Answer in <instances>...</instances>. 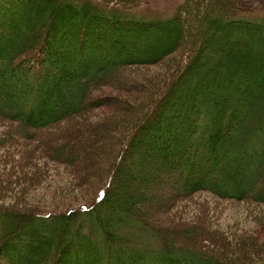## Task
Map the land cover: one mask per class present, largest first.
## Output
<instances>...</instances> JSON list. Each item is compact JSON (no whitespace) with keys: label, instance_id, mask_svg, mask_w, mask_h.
<instances>
[{"label":"trees","instance_id":"16d2710c","mask_svg":"<svg viewBox=\"0 0 264 264\" xmlns=\"http://www.w3.org/2000/svg\"><path fill=\"white\" fill-rule=\"evenodd\" d=\"M134 1L142 0H0V124L7 125L0 139V188L18 177L4 175L8 166L23 167L24 180L36 181L38 177L27 173L35 155L72 163V153L80 147L69 140L57 142L55 127L85 113L87 96L106 75L114 80L130 68L162 61L181 44V33L191 41L185 58L150 94L147 107L125 127L113 123L112 128L125 130L124 142L90 202L43 208L0 201V264L247 263L241 248L230 257L206 246L213 238L200 226L157 227L141 213L138 202L124 205L131 185L119 180L121 186L115 189L113 183L122 165H137L136 179L144 177L137 173L142 161L129 157L136 153L129 145L141 132H152L153 140L139 150L142 155L161 149L162 164L186 175L182 180L188 191L177 187L170 208L205 193L234 203L264 204V13L235 0H189L181 16L163 23L151 20L164 24L156 32L148 21L133 22L129 14ZM50 37L54 47L39 48ZM140 39L145 46L137 45ZM244 57L250 58L247 64ZM22 75L32 84H24ZM169 101L170 119L182 111L193 118L200 115L198 123L185 117V123L177 121L174 140L179 144L173 148L156 118ZM199 101L204 104L202 114L196 110ZM185 133L193 143L191 161L180 157ZM92 143L81 147L89 150Z\"/></svg>","mask_w":264,"mask_h":264},{"label":"rangeland","instance_id":"374dc122","mask_svg":"<svg viewBox=\"0 0 264 264\" xmlns=\"http://www.w3.org/2000/svg\"><path fill=\"white\" fill-rule=\"evenodd\" d=\"M188 2L189 0L134 1L130 4L133 11L130 12L129 16L135 17L134 23H146L148 21L149 29L158 32L164 24L152 23L151 20L161 19L163 21H159V23H163L167 17L181 16L182 9ZM235 2L244 4L243 7L254 8L264 13V0H235ZM187 17L186 14L183 15V26L186 32L189 31L190 27ZM59 24V22L55 24L56 29ZM223 29L227 32V28ZM180 40L181 44L162 61L153 65L130 68V72L124 73L122 76L119 75L114 80L111 79V75H106L103 81L98 82L87 96L85 113L55 127V130L60 134H58L59 137L55 138L57 142L63 144L62 141L69 140L68 142H73L76 148L80 147L77 149V155L72 153V163L62 165L52 162L50 156L47 158L41 154L35 155L31 159V165L27 164V173L29 175L31 173L33 177H38L33 183L24 180L23 167L20 166L19 169L15 166H8L11 169L10 172H8V168H4V175L17 174L16 177H18L12 176L13 181L8 187H6L7 185L1 186L0 192L4 193L2 197L0 196V201L7 204L20 203L27 207L43 208L75 207L90 202L97 190L103 185L108 170L112 168L115 156L124 142L122 138L125 136V130L122 127L112 128L113 123L115 122V125L124 124L123 127H125V123L132 121L147 107L146 101L149 100L150 94L155 91L162 78H166L177 68L180 61L185 58L184 54H187V49H190L191 41L187 34L183 33L182 35L181 33ZM56 41L59 42V39ZM55 43L50 37L39 48ZM215 43H221L220 39H216ZM137 45L145 46L143 39H140ZM237 58L235 59L237 60ZM235 59L232 58V60ZM242 60L247 64L250 58L244 57ZM259 63L256 66H260ZM252 70L250 69V71ZM255 71L259 72V69L256 68ZM20 77L24 84L31 82L28 77L23 75ZM208 96L213 95L210 93ZM204 98L200 97L201 101H204ZM201 101L197 102L196 110H201L202 114L204 104ZM168 105V108L166 106L157 112L156 118L159 120L160 133L166 136V139H170L169 146L173 148L179 144L174 140L177 137L175 135L179 133L177 121L181 120L185 123L186 121L182 119L185 117L193 119V124L198 123L200 115L193 118L195 115L192 113L187 115L182 111V113L175 115V120L170 119V114H173L170 101ZM151 121L153 123V120ZM6 131L7 125L1 123L0 139L3 138ZM149 134L154 135L152 132H141L136 141L129 145L136 152H130L129 157L135 161L137 158L142 161L141 169L137 173L144 177L140 180L136 179L135 170L138 166L135 164L131 165L130 169L122 165L114 174L113 186L115 189L117 186H121L118 184L119 180L131 185V194H128V198L123 199L124 205L127 207L129 202H138L141 213L157 227L200 226L203 233L213 238L212 241L205 244L206 246H212L217 251H226L227 256L230 257L237 256V251L241 248L244 251L243 260L247 261L245 264H258L260 261H264V204H253L250 201L234 203L205 193L188 196L170 208V199L179 194L177 187L188 191L187 184L182 180L185 179L186 175L184 170L177 171L170 165L162 164L158 158V155H162L161 149L156 152L154 150L148 157L142 155L139 150L145 147L146 142L153 140ZM181 138L180 148H182L183 155L180 153V157L183 160L186 157L187 160L191 161L190 154L193 143L189 133H185ZM55 139L51 145L56 144ZM109 139L110 143L108 142ZM91 140L94 143L90 144L89 150L85 149L86 146L84 145L81 147L82 143L88 144ZM28 143L31 146L35 144L34 141ZM15 161L17 163L18 159L16 158ZM124 163L128 166L130 164L128 159H125ZM25 176L26 178L29 177L27 174ZM196 177L195 175L190 177L189 183H194ZM2 180L3 177L0 172V182H3ZM112 202L109 201L111 204ZM118 213L120 214V212ZM243 238L245 241L241 242L240 239Z\"/></svg>","mask_w":264,"mask_h":264}]
</instances>
